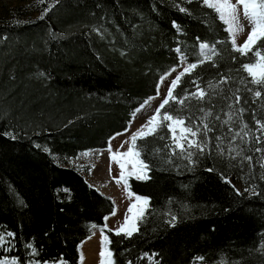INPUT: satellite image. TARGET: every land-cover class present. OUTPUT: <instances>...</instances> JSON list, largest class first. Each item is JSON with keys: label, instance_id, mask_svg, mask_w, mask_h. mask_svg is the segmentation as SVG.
Masks as SVG:
<instances>
[{"label": "trees", "instance_id": "1", "mask_svg": "<svg viewBox=\"0 0 264 264\" xmlns=\"http://www.w3.org/2000/svg\"><path fill=\"white\" fill-rule=\"evenodd\" d=\"M32 9L37 15L27 19L0 18V230L16 234L0 247V259L78 264V246L95 225L108 237L105 264H264V173L255 151L264 150V130L256 124L264 123V87L242 68L256 62L257 50L264 55V39L241 55L225 22L201 0H35ZM197 37L217 54L185 74L173 94L197 91L196 81L208 95L183 107L170 101L166 110L197 119L201 108L211 109L208 147L192 165L177 156L169 163L166 127L138 139L134 148L148 165L147 178L127 177V188L148 203L139 231L117 235L104 227L112 199L64 160L106 148L178 66L177 47L187 63L198 62ZM225 76L227 83L208 88ZM229 105L238 114L244 109L249 135L243 143L228 133L239 123H222ZM230 143L251 163L231 159Z\"/></svg>", "mask_w": 264, "mask_h": 264}, {"label": "snow or ice", "instance_id": "2", "mask_svg": "<svg viewBox=\"0 0 264 264\" xmlns=\"http://www.w3.org/2000/svg\"><path fill=\"white\" fill-rule=\"evenodd\" d=\"M42 2V0H41ZM188 3H192L193 0H186ZM201 3L207 7L213 8L218 14L219 19L224 21L228 25V31L232 38V45L235 51H238L241 53V55H246V50H250L251 46L255 45L257 41L264 39V0H236V3L233 4L231 0H201ZM243 6V16L244 18L252 25L251 31L247 35V39L244 42L243 45H237L236 44V33L241 31L243 26L239 22V12L238 8L239 6ZM49 9H45V14L47 13ZM180 11H186V9L180 8ZM43 19V15L40 17ZM173 27L177 29V31L180 30L179 25L176 24L175 21H173ZM99 31V29H97ZM198 46H199V54H198V62L197 63H187V58L184 56V54L181 51L180 47L176 48V52L180 53V61L182 64H187L186 67L183 68V71L179 72L175 79L172 80L171 85L168 88L167 96L162 100V102L159 104V106L156 108L154 114H152L146 123L141 126L140 129H138L135 133L131 135V142L132 146L128 148L126 152H120L119 150L113 151L112 149V140L116 138V136L121 135V133H117L116 136H113L108 141V148L107 151L110 154V161L118 163L120 165V174L119 177H114L117 183H120L122 180L125 182V187L127 188V181L125 179V174L123 171L124 164L121 162V159L126 156H139L140 151L133 152V147H136V142L138 139H144L147 136L155 135L158 131V129L166 127L167 130L172 134L170 137V144L165 145V148L169 151V163H171V159L173 156H177L179 158H182L188 162L189 165H192L195 163L193 160V156L197 154H202L208 147V133L211 132L213 129L210 127V122L208 121V118L213 115L212 110L208 109L205 110L203 108L200 109V112L202 115L198 117L197 119H193L191 116L184 117L180 114L179 110L176 111V115H172L169 111L166 110V106L170 104V101L179 104L181 107L185 105L186 101H189L191 99H196L198 101L204 100V98L208 95L207 92H205L203 89L200 88L198 84H196V81H193L192 83L196 85L197 91H194L192 93H187L182 97L175 96L174 90L178 87V82L181 81V78L185 74H191L193 70H195L199 64H202L206 61H209L212 59L214 55H216V50L214 45H208L205 42H201L199 37H197ZM256 57H258L255 64H243L242 68L244 71H247L249 76L252 77V84L258 85L264 87V55H261V52L259 50L255 53ZM259 69V71H257ZM172 71H176V69H172ZM171 73H165V76L170 75ZM40 75H44L43 73H40ZM165 77H161V82H163ZM228 77H221L217 84H212L211 82L208 84V88H216L219 87L222 84L227 83ZM157 95H159V86ZM255 97H260L261 92L255 91L254 93ZM235 103L238 105L240 102V97L235 96ZM145 104H147V101H145ZM144 105H141V108H143ZM229 112L225 113L226 119L222 121L224 125H232L234 122L239 123V130L233 132V129L231 126L228 128V133L231 134V141H236L237 138L240 139V142L243 143L245 141V138L248 137L249 133L246 131L247 125L243 124L241 122V115L244 111V109H239L237 113V110H234L232 105H229ZM164 110L163 116H161V112ZM137 111H140V109H137ZM135 115V113L133 114ZM216 120H220L221 117L217 115L215 117ZM188 121L187 127H180L185 124V121ZM198 121V122H197ZM256 124L259 126V130H264V123H261V121L257 120ZM177 127H179L180 132L182 133L181 136L177 137L176 131ZM127 131V129H125ZM198 137H203V139H199ZM13 139L15 137H12ZM161 139H164V137H160ZM218 141L221 140L220 137H216ZM256 142L258 143L261 139V137L257 136ZM128 143V141H124L121 144V148L124 147V144ZM45 151H49L48 149H45ZM157 152L159 149L156 150ZM256 152H260V148L255 149ZM221 152H223V149H221ZM90 152H84L80 155L82 156H88L91 155ZM228 154L229 157L233 160H235L237 157H241L242 161L246 160L249 163L252 161V157L249 156H243L242 150H239L238 148L232 147L231 143L228 147ZM140 166V171L136 174L137 178H147L144 174V170L148 169V165L143 161H138ZM262 168H264V163H261L260 165ZM94 167V165L92 166ZM213 169H208V171H212ZM111 163L109 165V173L111 174ZM264 179V177H262ZM64 191H67L65 189ZM245 191H249V189H245ZM253 194L258 195V193L255 192V186H252ZM141 197L137 196L136 200L141 201ZM143 203L147 204L148 199L143 198ZM137 205L133 204L129 206L127 209V212L125 213V218L122 224L118 226L116 229V234L120 235L123 233L126 237H131L134 232L139 231L137 227V221L143 219V213L144 209H141L138 216H136L132 221L130 225L129 220V214L133 213V209L136 208ZM116 214L115 211L112 212V215L114 216ZM105 220L108 219V217L104 218ZM175 221V217H172V221ZM92 227H96L95 225H92ZM107 227V224L104 226ZM104 229H101V233H103ZM16 238V234L14 232H5L0 230V247H8L12 241ZM108 237L102 235V242L107 241ZM27 248L32 249L33 253H35L36 249L33 248V245L31 243L26 244ZM261 248L264 249V244L261 245ZM109 256H111V252L108 253ZM101 256V264H104V257H105V251L102 250L100 252ZM83 257H81L82 259ZM200 260H203V257L199 258ZM0 264H6L4 260H0ZM11 264H19V260L16 257H13L11 259ZM39 264V262H37ZM60 264H63V261L60 262ZM129 264H132L131 261H129Z\"/></svg>", "mask_w": 264, "mask_h": 264}, {"label": "rangeland", "instance_id": "3", "mask_svg": "<svg viewBox=\"0 0 264 264\" xmlns=\"http://www.w3.org/2000/svg\"><path fill=\"white\" fill-rule=\"evenodd\" d=\"M35 0H0V18L9 19L12 18L13 13L16 14L15 17H20L23 19H27L30 17H34L37 15V12L32 9V4ZM54 1V0H51ZM233 4L236 3V0H231ZM239 12V22L243 26L242 30L236 33V44L243 45L247 39L248 33L251 31L252 25L244 18L243 16V6L240 5L238 8ZM226 24V23H225ZM228 29V25L226 24ZM229 32V31H228ZM231 37V36H230ZM232 41V38H231ZM258 59V57H257ZM257 61V60H256ZM256 63V62H255ZM253 63V64H255ZM187 64H182L179 59V64L177 67L172 69H176V71L169 70L167 73H171L170 75L165 77L164 81L161 82V78L159 80V95H154L143 101L141 105H144L141 108V105L137 107L134 112L131 114V118L127 124V131L125 129L121 132V135L116 136L114 140H112V149L113 151L119 150L120 152H126L130 146H132L131 135L135 133L138 129L141 128L142 125L146 123L148 118L154 114L156 108L162 102V100L167 96V91L169 86L171 85L172 80L175 79L176 75L183 71V68L186 67ZM259 71V69H257ZM158 91V89H157ZM147 101V104H145ZM140 109V111H137ZM135 113V115H133ZM163 116V115H161ZM180 127H186L185 124ZM170 133V137H171ZM177 137L181 136L179 127H177L176 131ZM112 136V137H113ZM124 141H128V143L124 144V147L121 148V144ZM107 148L104 149H93L86 150L84 152H90L91 155L82 156L81 153L77 154L74 157L65 158L64 163L66 165H73L78 167L88 183L97 189L102 194L110 197L114 203V210L116 214L113 216L112 213L108 215V219L105 220V224H107V228L116 232V229L120 224L123 223L125 218V213L129 206L136 204L137 207L133 209V213L129 214L130 225L131 221L139 215L141 209H144L143 198L141 201H137L136 197L138 195L132 194L128 188L125 187V182L122 180L120 183H117L114 177H119L120 174V165L115 162L110 161V154L107 151ZM133 152H137L133 147ZM259 162L258 166L264 173V168L260 165L264 163V150L256 157ZM139 156L131 155L126 156L121 159V162L124 164V174L125 179L127 177L137 178V173L140 171L139 166ZM111 163V174L109 173V165ZM94 165V167H92ZM141 179V178H140ZM230 183L238 190L244 191V188L241 186V183L236 181L234 178H229ZM105 251L104 264L106 261L107 251L105 248V241L102 242V233L100 228L92 227L91 234L82 241L78 246L79 252V262L78 264H101V256L100 252ZM81 257H83L81 259ZM0 260H4L6 264H11V259L9 258H1ZM37 264V263H31ZM44 264H60L57 263H44ZM193 264H200L198 262H194Z\"/></svg>", "mask_w": 264, "mask_h": 264}]
</instances>
